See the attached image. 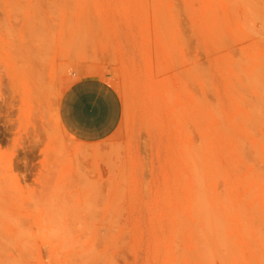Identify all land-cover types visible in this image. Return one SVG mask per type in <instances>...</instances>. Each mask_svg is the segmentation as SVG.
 I'll use <instances>...</instances> for the list:
<instances>
[{"label":"rangeland","instance_id":"374dc122","mask_svg":"<svg viewBox=\"0 0 264 264\" xmlns=\"http://www.w3.org/2000/svg\"><path fill=\"white\" fill-rule=\"evenodd\" d=\"M0 264H264V0H0Z\"/></svg>","mask_w":264,"mask_h":264},{"label":"crops","instance_id":"0c3cea01","mask_svg":"<svg viewBox=\"0 0 264 264\" xmlns=\"http://www.w3.org/2000/svg\"><path fill=\"white\" fill-rule=\"evenodd\" d=\"M62 129L82 143L111 137L121 124L123 103L116 89L99 77H82L62 93L57 110Z\"/></svg>","mask_w":264,"mask_h":264}]
</instances>
